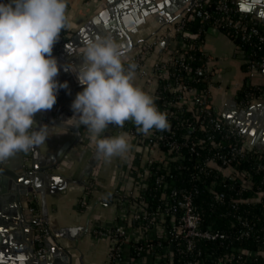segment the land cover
<instances>
[{"label":"built area","instance_id":"built-area-1","mask_svg":"<svg viewBox=\"0 0 264 264\" xmlns=\"http://www.w3.org/2000/svg\"><path fill=\"white\" fill-rule=\"evenodd\" d=\"M225 1L221 0L218 8L228 12L232 8ZM197 8H201V5L195 0L193 5L170 21L169 30L174 40L185 20ZM203 17H209L207 10H203ZM215 24L216 27L220 26L217 20ZM220 27L223 28V25ZM234 27L238 30L239 25L235 24ZM225 34L229 36V33ZM234 35L252 47L264 42V29L259 30L257 27H250L241 33L235 31ZM250 35H256L257 41H250ZM235 44L238 56L243 62L247 61L246 68L249 71L264 72V53L252 52L245 60L242 44ZM150 48L151 43L145 42L140 53L134 57L138 66L136 72L140 69L142 57L146 56ZM186 53V46H182L179 51L174 45L167 61L157 59L152 64L148 78L156 82L151 95L155 97L158 109L167 114L170 127L162 132L153 129L149 140L151 144H157L164 155L161 159H147L137 171L142 183V196L136 206L130 194L114 191L111 195L116 205H130L133 208L137 225L128 228L124 224H114L104 228L95 224L92 228L96 236L104 233L110 236L106 264H120L125 246L129 249L130 264H147V258L150 259L149 264H264V151L256 149L248 140L237 117L226 118L214 104L210 96L214 85V69L207 63L191 66L189 61L194 57L191 54L184 56ZM161 79L165 80L161 88L165 94L159 89ZM197 81L205 83L200 90L193 85ZM250 83H246L250 87L242 96L235 93L232 97L237 112L248 109L256 100H264L261 86ZM198 127L210 132L211 141L214 132L221 134L220 140L214 142L216 149L205 156L197 149L202 140L186 139L185 132ZM177 130H182L179 138L176 136ZM183 147L187 148L188 158L192 161L189 173L191 186L171 187L172 183L167 185L166 174L159 171L160 165L155 168V164L166 165L180 158ZM250 152L253 155H249ZM246 160L249 164L247 169L238 170L234 167ZM213 168L219 173L214 174ZM149 179L151 186L158 189L160 194L154 205L144 199ZM91 187L92 182L87 176L83 179L82 188L89 190ZM166 187L169 189L166 190ZM205 189L213 192L209 204L223 207L220 215L227 219L223 228L203 226L204 215L195 198ZM31 195L26 208L33 223L34 239L42 243L48 239L50 231L37 210L35 194L32 192ZM209 243L219 248L213 257L203 248L204 244ZM48 252L49 249L39 247L38 259L44 261ZM207 258L209 262H206Z\"/></svg>","mask_w":264,"mask_h":264},{"label":"crops","instance_id":"crops-1","mask_svg":"<svg viewBox=\"0 0 264 264\" xmlns=\"http://www.w3.org/2000/svg\"><path fill=\"white\" fill-rule=\"evenodd\" d=\"M120 0H67V16L69 26L64 30L69 41L75 36L77 40L68 49L65 59L58 54L55 58L60 69L56 77L59 83L67 81L68 87L77 83L74 73L64 71L63 67L69 64L79 65L82 63V56L77 55L82 51L89 39L100 35H111V37L123 49L127 42L120 31L112 25L111 17H108V10ZM189 0H157L155 4L134 10L131 7L124 10L122 18L128 28L135 47L123 54L125 65L134 62V57L141 51L145 42L151 43V48L140 62L141 72H136L135 83L145 92L151 95L155 88V80L148 78L151 75L152 64L155 60L167 61L172 53L175 40L171 36L169 28L170 21L176 17L183 7L188 6ZM260 9V8H259ZM107 11L102 22L94 25L92 30L80 34L79 31L84 24L94 15ZM262 13V12H261ZM259 21L264 23V14L260 16L253 13ZM101 24L104 29H101ZM169 31V32H168ZM79 34V36H77ZM153 42V43H152ZM63 45L61 46V48ZM60 48V50H61ZM203 55L209 67L214 69V85L210 90V96L214 104L228 117H237L243 123L244 132L248 140L256 149L264 151V100H256L244 111L237 112L232 101L236 88L242 84L251 82L253 86L264 84L263 71H249L243 68L242 59L237 54L236 44L228 35L210 26L204 33L202 45ZM146 73V74H142ZM83 88L76 90L67 97L59 107L54 109L56 118L67 120L73 113L70 105L75 94ZM60 93V89L58 91ZM38 124H48L53 127L50 131L53 134L46 141V146L38 148L37 158L31 157V152L24 153L22 158L29 166L39 165L44 169L45 165L56 161L55 155L60 145L71 137V132L56 128L44 120V111L37 113L34 117ZM81 140L69 149L66 156L53 168H46L43 177H40V186L33 192L35 203L39 214L45 220L50 231L48 239L43 247H49L51 252L43 264H106L110 247V236L106 233L96 236L92 228H110L114 224H124L128 228L137 225L134 218V211L130 205L118 206L111 200L114 191L123 194H130L133 204L141 199V180L137 171L143 167L147 159H161L163 151L157 144L150 142L149 133H140L131 121H126L123 128L109 125L110 136H117L121 132L128 134L132 144V150L127 158L114 157L110 163L98 159L96 164L89 170L88 176L92 182L89 190H84L83 168L90 158L95 142L90 139L85 126L80 127ZM152 131V130H151ZM61 133V134H60ZM228 173V172H227ZM52 175H60L65 179L53 178ZM0 197H7V194H0ZM28 199L23 201V214L26 221H30V214L26 208ZM9 200L0 201V218L7 216L11 209ZM7 208H9L7 210ZM92 210L87 231L82 233L86 226L87 217ZM10 213V212H9ZM76 227V230H67ZM30 242V243H29ZM26 246L31 249H38L34 239L33 226L25 227V231H5L0 228V264L10 263V260L27 262L24 255L27 253ZM48 252V253H49ZM53 252V253H52ZM47 253V254H48ZM46 254V255H47ZM29 263V262H28ZM147 264L150 259L147 258ZM120 264H130L129 249L124 247V255Z\"/></svg>","mask_w":264,"mask_h":264},{"label":"clouds","instance_id":"clouds-1","mask_svg":"<svg viewBox=\"0 0 264 264\" xmlns=\"http://www.w3.org/2000/svg\"><path fill=\"white\" fill-rule=\"evenodd\" d=\"M68 26L67 0L0 2V164L46 146L53 135V127L38 124L34 117L51 110L59 89L68 88L67 81L56 79L60 69L52 54ZM76 54L82 63L63 70L74 73L83 90L75 94L73 115L62 124L85 126L97 159L110 163L114 157L127 158L132 150L126 132L104 136L110 124L123 128L131 121L144 135L169 129L167 114L158 109L155 97L135 83L137 64L125 66L122 48L111 35L89 39Z\"/></svg>","mask_w":264,"mask_h":264},{"label":"trees","instance_id":"trees-1","mask_svg":"<svg viewBox=\"0 0 264 264\" xmlns=\"http://www.w3.org/2000/svg\"><path fill=\"white\" fill-rule=\"evenodd\" d=\"M201 5V8H197V10L192 13L188 18L185 20L182 29L177 33L175 40H176V49L181 51L182 46L187 47V53L184 56H188L191 54L194 59L190 60L191 66H203L206 65V60L203 55V51L201 48L202 40L205 31L208 27L213 26L223 33H229L230 38L237 42L241 43L244 49V58L247 60L250 56V53L255 52L258 54L264 53V42L257 44L255 47H252L246 43H242L234 32L241 33L242 31H247L250 27H257L259 30L264 29V23L259 21V19L253 15V13L248 11H242L239 7L232 3V0H226L225 2L232 8L228 12H224L218 8L219 3L221 0H198ZM203 10H207L209 13V17L206 19L203 17ZM220 23V26L223 25V28L220 26L216 27L215 21ZM238 24V30L234 29V25ZM250 41L255 42L257 41L256 35L249 36ZM69 37L66 36L64 30L61 31L59 40L53 47V56L55 57L58 54L62 45L69 41ZM127 66V65H125ZM243 68H246L247 61L242 63ZM163 79L159 81V89L161 90L163 84ZM197 90H200L205 86L204 81H197V83H193ZM250 86L246 84H242L239 88H236L235 93L239 96H242L247 90H249ZM261 88L264 90V84L261 85ZM163 94L166 92L162 89ZM182 130L176 131V136L179 138ZM186 139L191 141L193 139H200L202 142L198 144L197 149L202 156L209 154L211 151L216 149V145L214 142L219 141L221 138V134L219 132H214V139L211 141L210 132L206 129L196 128L194 130H187L186 132ZM225 145V141H224ZM181 156L170 163L163 165V164H155V168L158 166L160 172L165 173V179L168 182L167 185L171 187H190L191 182L189 181V173L192 170V161L188 158V150L186 147L181 149ZM249 155H253L252 152L248 153ZM234 167L238 170L247 169L249 164L246 161L240 162L235 164ZM214 174H218L219 172L212 169ZM151 179H149L148 189L146 194L144 195V199L147 202L154 205L157 202L158 197L160 196L159 190L155 189L152 184H150ZM208 182V181H207ZM219 188V187H218ZM169 188L166 187V190ZM213 192L209 190L202 191L197 198H195L196 203L200 206V211L204 215L205 222L203 224L204 227H213V228H223L227 223V219L220 215L221 211H223L222 206H211L209 202L213 199ZM216 244L209 243L204 244L203 248L211 253V256H214V253L219 249ZM209 258H207L206 262H209Z\"/></svg>","mask_w":264,"mask_h":264},{"label":"water","instance_id":"water-1","mask_svg":"<svg viewBox=\"0 0 264 264\" xmlns=\"http://www.w3.org/2000/svg\"><path fill=\"white\" fill-rule=\"evenodd\" d=\"M114 1V0H110ZM157 0H120L117 2L112 8H110L108 11H102L101 13H98L94 15L92 18H90L84 26L79 31L80 34H83L86 31L92 30L94 25H98L102 22V18L106 13H108V17H111L112 25L116 27L120 33L125 37L127 45L122 49L123 54L127 53L130 49L136 46V44L133 42V39L131 37V34L126 27V25L123 22V12L124 10L129 9L130 7L134 10H139L142 7H146L148 5H153L156 3ZM195 0H189L188 6L183 7L182 11L185 9H188L191 5L194 4ZM232 3H235L240 10L242 11H248L251 13H256L260 16H263L264 14V0H232ZM260 8V9H259ZM262 12V13H261ZM101 29H104V25L101 24ZM79 36V34L77 35ZM77 40V37L75 36L70 41L66 42L61 50H59V56L61 59H65V54L73 46V43ZM83 88V86L79 85V83H74L71 86H69L67 89H60V93L57 95L56 103L54 104L53 108L51 110H44V120L48 121L50 124L56 126V127H67V130L71 132V137L65 140L59 147L58 151L56 152L55 159L56 161L54 163H50L48 165H45L44 167L51 169L55 167L67 154L69 149L73 147L76 143H78L81 140L82 133L80 128L76 129L71 126H65L62 124L64 120L58 119L54 116L53 111L57 107L61 105V103L69 97L73 92H75L78 89ZM223 115H225L223 113ZM226 116V115H225ZM228 118V116H226ZM242 128L244 130L243 123H241ZM104 136H110V134L106 131L104 133ZM103 138V137H101ZM24 153H18L13 158L9 159L8 161L0 164V194H7V197H0V201L3 199L9 200L11 202V205L8 207H11L13 212H11V209L9 212H7V216L4 218H0V228L2 230L8 231H17V232H24L25 227H31L33 226V223L30 219V221H26L23 214V201L26 199H30L32 197L31 193L34 192L38 186H40V177H43L44 169H39V165H31L29 166L27 163H25V160H23L22 156ZM39 155L38 149L31 152V157L37 158ZM98 161L96 157L95 147L93 148L92 154L90 158L87 161L86 166L83 168V178L88 176L89 170L96 164ZM53 178L56 179H63V181L70 179H65L64 177H61L60 175H52ZM9 208H7L8 210ZM93 209L88 214L86 226L83 228V231L81 234H79L77 237L84 235L87 231L88 227V221L91 215ZM67 230H76V227H72L71 229ZM30 243V242H29ZM45 242H36L38 247H42ZM27 253L24 255V258H27V262L25 260L22 261H13L10 260V263L7 264H43L44 261H40L38 259L37 255V249L30 248L29 246H26ZM49 249V247H47ZM49 252L46 257L48 258ZM53 253V252H52ZM29 262V263H28ZM68 264V263H67Z\"/></svg>","mask_w":264,"mask_h":264},{"label":"flooded vegetation","instance_id":"flooded-vegetation-1","mask_svg":"<svg viewBox=\"0 0 264 264\" xmlns=\"http://www.w3.org/2000/svg\"><path fill=\"white\" fill-rule=\"evenodd\" d=\"M0 2H4V3H7V0H0Z\"/></svg>","mask_w":264,"mask_h":264}]
</instances>
